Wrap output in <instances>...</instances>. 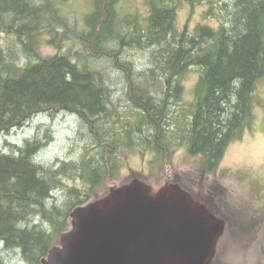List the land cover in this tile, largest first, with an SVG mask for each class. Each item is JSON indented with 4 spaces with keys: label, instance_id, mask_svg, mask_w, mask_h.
I'll use <instances>...</instances> for the list:
<instances>
[{
    "label": "trees",
    "instance_id": "obj_1",
    "mask_svg": "<svg viewBox=\"0 0 264 264\" xmlns=\"http://www.w3.org/2000/svg\"><path fill=\"white\" fill-rule=\"evenodd\" d=\"M93 1L86 29L74 32L87 53L76 62L67 54L42 56L36 49L45 34L62 28L55 46L60 50L71 41L57 2L0 0V35L12 40L7 48L0 45V140L30 118L60 110L88 125L90 141L76 165L57 169L36 161L38 141L11 153L0 148V264L16 253L26 264H41L71 229L70 212L99 197L101 181L117 175V156L125 148L137 144L167 155L179 140L217 165L250 118L264 81V0H208L207 18L216 19L218 27L199 24L181 33L176 29L180 0H147L144 26L131 15L118 24L119 0ZM184 1L192 7L205 3ZM53 39H46L49 45ZM132 51L150 55L145 59L156 69L152 78L136 71ZM20 55L26 58L22 66ZM105 59L120 73L123 95L137 114L133 122L115 108L116 89L100 65ZM194 68L198 79L187 109L184 82ZM71 173L86 188L71 190L70 206L62 211L50 201ZM37 218L47 227L34 224Z\"/></svg>",
    "mask_w": 264,
    "mask_h": 264
},
{
    "label": "rangeland",
    "instance_id": "obj_2",
    "mask_svg": "<svg viewBox=\"0 0 264 264\" xmlns=\"http://www.w3.org/2000/svg\"><path fill=\"white\" fill-rule=\"evenodd\" d=\"M39 1L41 0H35L36 4ZM53 1L58 3L56 6L60 15L68 20L70 28L68 36L71 41L65 43L60 50L55 46L60 42L64 31L62 28L53 35L45 34V40H39L36 49L42 56L63 53L78 62L80 54L87 53L79 44L74 32L80 34L86 29L85 19L93 12L94 1ZM195 6L192 7L184 0L179 1L177 32L181 33L185 29L192 32L199 24L218 27L216 19L207 18L208 0H205L204 4ZM117 9L118 24H122V21L124 22L131 15L137 16L138 23L144 26V19L149 15L147 0H119ZM46 39L48 41L53 39L55 42L49 45ZM11 41L7 35H0V45L4 48H7ZM131 55L136 61L134 65L137 68L136 71L143 72L144 78H152V72L156 70L153 69V62L151 66V59H145L150 55L143 57L138 51H132ZM25 62V56L20 55L18 64L22 66ZM100 65L105 73H108L109 81L116 89L115 108L123 113L122 116L125 119L135 121L137 114L129 107L128 99L123 95L124 85L119 80V71L106 59L101 61ZM197 79V68L192 69L185 78L182 103L187 109L188 105L194 101L193 91ZM88 132V125L78 116L53 110L36 115L23 127L2 135L0 148L6 153H11L13 150L17 151L18 148L25 147L28 141H40L42 145L40 144L37 148L36 161L46 167L57 169L63 163L76 165L84 153H87L90 144ZM181 136H183L182 133ZM133 146L136 147L125 148L118 153L117 175L113 180L106 178L101 181L96 190V194H100L97 199L101 197L105 199L109 193H115L119 188L129 186L136 180L148 184L154 190H162L173 185L180 186L184 190L181 184L204 185V188L209 193L212 192L211 195L215 198L216 211L214 212H217L215 217L223 218L224 222V229L215 249V259L221 264H264V81L258 84L254 94L250 118L244 123L237 136L231 140L215 168L206 173L205 180L202 178L201 170L205 162L204 157L191 154L183 148L179 140L175 141L167 155L156 154L154 150L145 146L137 144ZM71 175V177H64L61 185L53 192L54 197L50 201L62 211L70 206L68 202L71 190L82 191L86 188L84 182L74 173ZM43 221L42 218H37L33 220V223L47 227ZM63 234L59 237L58 245ZM5 261L6 264H26L18 253L6 256Z\"/></svg>",
    "mask_w": 264,
    "mask_h": 264
},
{
    "label": "water",
    "instance_id": "obj_3",
    "mask_svg": "<svg viewBox=\"0 0 264 264\" xmlns=\"http://www.w3.org/2000/svg\"><path fill=\"white\" fill-rule=\"evenodd\" d=\"M153 187V186H152ZM76 207L41 264H209L224 229L180 186H129Z\"/></svg>",
    "mask_w": 264,
    "mask_h": 264
},
{
    "label": "flooded vegetation",
    "instance_id": "obj_4",
    "mask_svg": "<svg viewBox=\"0 0 264 264\" xmlns=\"http://www.w3.org/2000/svg\"><path fill=\"white\" fill-rule=\"evenodd\" d=\"M182 145H183V148H185L191 154H195V153L191 152L190 146L188 143H184ZM195 155H200V154H195ZM200 156H203V155H200ZM204 160H205V162L202 164V169H201L203 180L206 179V173L208 171H212L213 168H215V165L210 164L205 157H204ZM113 179L114 178H112V180ZM181 186L184 189V191H186L189 194V196L191 197V199L195 203V206L200 211L204 212L208 216H213V215L216 216L215 213H217V212H214V211H216L215 210L216 209L215 198L212 197V195H211L212 192L209 193V191H207L206 188H204V185L195 184L192 186L190 184H187V185L181 184ZM205 193L206 194L209 193V194L206 195ZM218 218H220V217H218ZM209 264H221V262L219 260L212 258L209 261Z\"/></svg>",
    "mask_w": 264,
    "mask_h": 264
},
{
    "label": "bare ground",
    "instance_id": "obj_5",
    "mask_svg": "<svg viewBox=\"0 0 264 264\" xmlns=\"http://www.w3.org/2000/svg\"><path fill=\"white\" fill-rule=\"evenodd\" d=\"M57 16V15H56ZM12 30V29H11ZM17 35V34H16ZM26 39V38H25ZM25 41V40H24ZM7 45V44H6ZM106 53V52H105ZM14 61V60H13ZM156 70V69H155ZM48 113V112H47ZM39 140V139H38ZM35 141V140H34ZM31 142H33V141H31ZM40 142V141H39ZM43 142V141H42ZM43 144H46V143H44L43 142ZM42 145V144H41Z\"/></svg>",
    "mask_w": 264,
    "mask_h": 264
}]
</instances>
